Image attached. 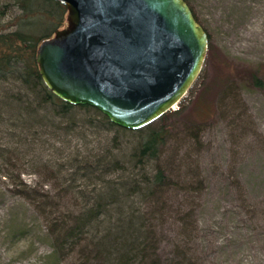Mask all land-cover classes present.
Wrapping results in <instances>:
<instances>
[{
	"label": "rangeland",
	"instance_id": "1",
	"mask_svg": "<svg viewBox=\"0 0 264 264\" xmlns=\"http://www.w3.org/2000/svg\"><path fill=\"white\" fill-rule=\"evenodd\" d=\"M184 1L202 68L136 130L54 99L31 61H0V264H264V0ZM65 15L0 0V48L50 39Z\"/></svg>",
	"mask_w": 264,
	"mask_h": 264
},
{
	"label": "water",
	"instance_id": "2",
	"mask_svg": "<svg viewBox=\"0 0 264 264\" xmlns=\"http://www.w3.org/2000/svg\"><path fill=\"white\" fill-rule=\"evenodd\" d=\"M62 27L36 47L43 87L136 130L183 97L199 74L207 36L183 0H53Z\"/></svg>",
	"mask_w": 264,
	"mask_h": 264
},
{
	"label": "trees",
	"instance_id": "3",
	"mask_svg": "<svg viewBox=\"0 0 264 264\" xmlns=\"http://www.w3.org/2000/svg\"><path fill=\"white\" fill-rule=\"evenodd\" d=\"M189 10H190V8H189ZM190 12H191L195 22L197 23V21H196V19H195V17H194V15H193L191 10H190ZM6 41H7V46H3L4 48H0V61L5 59V58H7V57H9V56H18V57H20L23 60L31 61L32 64L34 65V67L36 68V65L34 63V56H35V51H36V47H37V42L35 40L24 38V37H20V36H12V37L7 38ZM36 70H37V68H36ZM251 81H252V83H256L257 82V80H256L254 75L251 76ZM50 96H52V95L50 94ZM80 218L81 217H79L78 221L76 222L79 226H81V223L79 222V221H81ZM187 264H192V263L187 261Z\"/></svg>",
	"mask_w": 264,
	"mask_h": 264
},
{
	"label": "flooded vegetation",
	"instance_id": "4",
	"mask_svg": "<svg viewBox=\"0 0 264 264\" xmlns=\"http://www.w3.org/2000/svg\"><path fill=\"white\" fill-rule=\"evenodd\" d=\"M59 29H60V28L56 29L55 31H57V30H59ZM55 31H54V32H55ZM54 32H53V33H54ZM52 36H53V34H52Z\"/></svg>",
	"mask_w": 264,
	"mask_h": 264
}]
</instances>
